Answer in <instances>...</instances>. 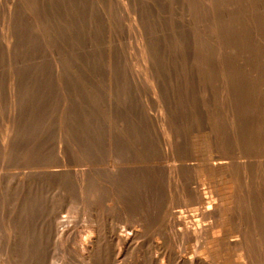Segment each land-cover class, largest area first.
Instances as JSON below:
<instances>
[{
  "label": "rangeland",
  "instance_id": "1",
  "mask_svg": "<svg viewBox=\"0 0 264 264\" xmlns=\"http://www.w3.org/2000/svg\"><path fill=\"white\" fill-rule=\"evenodd\" d=\"M108 1L110 0H0V264H24V220L26 215H29L28 212L37 210H44L52 222L58 218L59 221L66 219L65 222L80 231L89 224V210H96L101 218L109 213L108 224L104 227L106 231L114 227L117 231L126 232L129 227L125 225L130 222V228L137 226L136 228L141 230L138 242L142 243L139 242L138 246L145 249V252L148 251L147 254L151 256H155L157 252L158 262L164 261L160 250L167 247L165 239L169 236L168 231L160 229L165 231L164 234H161L160 230L156 234L158 231L155 226H146L144 222H139L136 216L148 217L153 207L151 205L155 206L152 198L148 199L149 192L144 191L142 196L130 182L126 184L128 189L126 187L112 198L110 193L94 187L89 188L85 195H94L96 192L100 194V198L95 202L83 199L86 204H80V201L76 200L78 193L69 182L71 178L73 181L71 176L88 165V168L95 171L94 177L100 180L104 177V155L100 152L94 159H84L81 165L77 161L80 157L71 153V149L94 145L100 147L106 126L105 102L108 100L115 106L118 105L117 102L120 105L121 99L127 96L131 100L140 99L145 108L154 113L152 106L156 96L150 80H147L151 79V76L154 80L157 79V82L151 79L153 84L159 81L163 85L162 95L177 99L176 102L181 101L179 106H183L178 109L182 114L180 126L182 131L187 129V132L190 129V121L186 120L192 117L197 121L195 116L190 115L191 111L185 103L188 98L203 99L212 109L216 108L222 94L221 77L238 83L237 86L234 83L236 91L231 93L232 95L241 97L247 93L245 85L243 86L249 64L246 0ZM153 44L157 46L158 52H153L156 50L155 46L153 49ZM215 54H218V57ZM108 59H112L111 62ZM144 64L147 65L148 71L143 69ZM106 69L111 71L108 73ZM159 69H162L160 73ZM154 70H158V74ZM145 71L150 75L149 78ZM111 75L114 76L113 81ZM109 82L114 85L112 88L109 87ZM117 84L122 88L119 89ZM156 85L154 86L157 90ZM123 87L127 89L123 90ZM120 91H125L126 95ZM106 95L111 100L106 99ZM118 118L120 117L114 115L113 121L120 123ZM122 124L120 130H124L126 135L131 134V139H134L133 125ZM153 128L157 131V127ZM153 128L148 129L150 137H154ZM76 130L79 133L76 134ZM99 139L100 141L96 142ZM154 140L152 138L151 142L154 143ZM89 142L92 145H89ZM59 144L66 151V166H61L55 152ZM203 151L199 150L200 153L197 154L201 155V158H204ZM197 155L190 158L188 156L189 159L185 162L201 164L203 158H198ZM143 156L146 154L142 153L141 157ZM195 165L194 169H198ZM55 168H61L59 170L63 169L65 172L53 174L52 177L50 172L56 170ZM49 174L51 177H45ZM202 178L201 183L206 182ZM202 186L201 188L206 190V185ZM62 187L66 188V191ZM132 194L139 199L143 197L144 200L137 202L139 199L134 198ZM120 198L125 202L124 205ZM134 199L136 201L133 203ZM122 206L126 214L121 213ZM179 208L176 206L173 209L177 211ZM184 208L188 210L193 207ZM142 213L144 214L141 215ZM141 223L145 227L142 228ZM162 235L166 236L165 239ZM159 242L163 244L160 245ZM46 243L50 245H46L49 264H80L77 260L80 257L73 252L72 243L67 248L72 250L70 251L73 255L75 253V258L70 255L72 253H66L67 248L63 249L61 242L47 238ZM154 243L160 245V250L155 248ZM193 245L191 249H195V244ZM127 252L121 256L125 264H138V259L141 258L139 249Z\"/></svg>",
  "mask_w": 264,
  "mask_h": 264
},
{
  "label": "bare ground",
  "instance_id": "2",
  "mask_svg": "<svg viewBox=\"0 0 264 264\" xmlns=\"http://www.w3.org/2000/svg\"><path fill=\"white\" fill-rule=\"evenodd\" d=\"M246 3V16L248 20L247 45L249 53V58L247 59H249V64L246 69L247 78L245 79V84H243L247 92L245 96L232 95L231 93H235L238 83L236 84L234 82L236 84L235 86L230 80L221 77L222 94H220V103L218 102L220 105L216 104V108L212 109L211 105L205 104V100L199 98L194 100L188 98L185 102L189 108L188 110L191 111L190 115L192 114L193 117L195 116L197 118V121L192 117L186 120L188 122L190 121L188 123V128L190 124V129L187 132L186 126L185 132L182 131L181 127L182 114L178 110L179 107L183 106L182 104L179 106L181 101L179 103L176 102L177 99L174 100L162 95L161 88L163 85L159 81L156 83L157 79H155L156 82L153 84L154 82L152 81L155 80L151 76V79H153L151 81L149 78L150 75L146 73L148 67L144 64L143 69H146L145 73L149 78L147 80H150L156 96L152 106L153 110H155L154 113L146 109L140 99L131 100L127 96L121 99L120 105L117 102L118 105L115 106L108 100L107 103L105 102L106 126L103 142L101 141L100 147L94 145L87 146V148L78 147L74 148V150L71 149V153L74 155L77 154L80 157L77 161L81 165H83L82 162H84V159H94L96 155L101 153L104 155L102 156L104 157V167L102 168V176L104 177H101L100 180L97 177L98 175L96 176L97 178L94 177L95 171L88 168V165L87 168L82 167L78 171H75V174L71 176L73 177V181L70 177V185L72 186L73 184L75 187L71 188L76 189L75 191L78 193L76 194V196L78 195V199L76 200H79L80 204L82 202L83 205L86 204L83 199H90L95 202L97 198H100V194L96 192L93 193L94 195H85L89 188L94 187L97 190H105V192L110 193L112 198H114L116 193L124 191L126 187L128 189L127 183L130 182H132L135 189L142 193V196L143 193L145 194L144 191L147 190L149 192L150 197L148 196V199L152 198V203L155 206L151 205L153 207L149 211L148 217L147 215L145 218H141L140 215L136 216L139 222H144L146 226H155V229L158 231L155 230L157 232L156 234L160 231L161 234L162 232L164 234L165 231L162 230L168 231V237L165 235L163 237L162 235V238H167L165 239V244H167V247L165 246L166 249L163 247V250H160V245L163 244L162 242H159L160 245L158 243L155 245L154 243L155 248L160 250V255L165 260L159 263L157 252H155V256H151V254H147L149 253L148 251L145 252V249H141V246H138L141 230L136 228L137 226L130 228V222H128L129 226L128 224L125 225L129 227L126 232H121L120 230L119 232L114 227L106 231L104 227L108 224L109 213L101 218L96 210H89L90 216L87 220L89 224L80 231L72 224L65 222L66 219L59 221L58 218L57 221L52 222L51 219L47 218V213L45 214L44 210H37L28 212L29 215H26L24 220V264H49V254L46 252L47 238H52L53 241L58 243L61 242L64 246L63 249L73 244L75 246L72 248L73 252L75 251L76 256L79 255L80 259L77 257V260H79L80 264H125L121 256L133 249H139L141 252V258L138 259V264H264V0H246ZM152 46L154 49L155 45L153 44ZM155 51L157 49L153 50V52ZM151 53L149 52V54ZM155 56L157 55L155 54ZM224 57L226 56L224 55ZM152 60L155 61L154 59ZM162 69H159V73ZM109 70L106 69L108 73ZM156 73L158 74V70ZM244 75L246 74L244 73ZM111 76L110 78L113 81L114 76ZM119 85L117 84L116 86L119 87ZM154 85L157 86V90ZM166 85L169 86L168 83ZM113 86L111 84L109 87L112 88ZM133 87L135 88L134 85ZM121 88L119 87V89ZM124 89L127 88L123 87ZM120 92L124 94V92ZM176 92L178 94L180 93L178 90ZM105 93L109 94L106 91ZM189 93L193 95L194 92ZM107 95L105 96L106 99L111 100V98H107ZM109 97H111V94ZM114 115L120 117L118 118L121 121L120 123L113 121ZM198 117H200V120H198ZM191 122L195 123L191 124ZM122 123H125L127 126L129 123L133 125L134 134L132 136L134 137L132 138L134 139H131V134H127L130 136L128 137L123 132L124 130H120V127L121 129L123 127ZM151 127H157V131L153 128L155 130L154 137H150V133H148V129H152ZM77 132L76 130V134ZM129 132L131 133V131ZM85 135L87 136V134ZM2 138L4 139V137ZM152 138L155 139L153 141L154 143L151 142ZM81 139L83 140V138ZM95 139L97 138L95 137ZM98 141L100 139L96 142ZM89 145H92L91 142H89ZM55 150L61 166H66L65 148L59 144ZM199 150L205 151H203V159L200 157L201 155L198 156L200 153ZM142 153L144 155L146 154L148 158H145L146 156L141 157ZM195 155L202 159L201 164L195 165L193 164L194 162H185L191 156ZM194 165L198 169H194ZM55 169L50 172L52 177L53 174L59 175L65 172L63 169L59 170L61 168ZM51 174L45 175V177ZM202 177L206 182L201 183L200 178ZM202 184L206 185L204 186L206 190L201 188ZM68 187L70 188V186ZM64 190L66 191V188ZM147 195H145V198ZM133 197L138 198L135 194ZM120 199L124 205L125 202L122 198ZM142 199L144 200L143 197ZM142 199H139L137 202ZM134 201L136 199L132 202L134 203ZM176 206L180 208L174 211L173 208ZM187 206H192L193 208L185 210L184 207ZM83 207L85 208V206ZM118 209L120 211V208ZM122 209L121 213H124V206H122ZM85 214L87 215L86 212ZM135 224L137 225V223ZM145 225L143 226L142 224L140 226L143 228ZM193 244H195V249H191ZM47 246L50 245L48 244ZM68 249H65L68 251L66 253H72V250L70 249V251ZM70 255L73 258V253Z\"/></svg>",
  "mask_w": 264,
  "mask_h": 264
}]
</instances>
